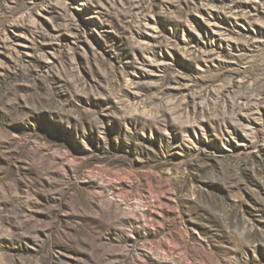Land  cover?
<instances>
[{
	"label": "rangeland",
	"instance_id": "1",
	"mask_svg": "<svg viewBox=\"0 0 264 264\" xmlns=\"http://www.w3.org/2000/svg\"><path fill=\"white\" fill-rule=\"evenodd\" d=\"M0 264H264V0H0Z\"/></svg>",
	"mask_w": 264,
	"mask_h": 264
}]
</instances>
